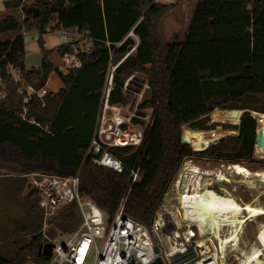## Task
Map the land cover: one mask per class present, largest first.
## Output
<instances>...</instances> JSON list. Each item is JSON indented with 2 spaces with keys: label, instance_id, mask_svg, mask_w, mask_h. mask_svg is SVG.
I'll return each mask as SVG.
<instances>
[{
  "label": "trees",
  "instance_id": "1",
  "mask_svg": "<svg viewBox=\"0 0 264 264\" xmlns=\"http://www.w3.org/2000/svg\"><path fill=\"white\" fill-rule=\"evenodd\" d=\"M23 3L8 0L3 6L19 8ZM175 6L174 1L155 0H33L34 11L22 21L12 15L1 18L0 36L14 37L0 41V167L20 176H78L79 195L90 198L108 224L122 203L124 215L150 228L184 159L264 166V158L254 157L257 126L262 127L263 120L253 116L264 115V0H198L183 39L165 42L161 21ZM23 28L37 33L36 67L26 64ZM58 29H76L82 37L46 49L44 35ZM53 51L60 58L75 53L80 65L55 67ZM3 56L35 90L45 86L53 72L60 81L55 93L47 89L42 96L30 97L26 119L15 113L21 106L20 83L13 81ZM116 63L109 101L124 103V83L137 75L147 80L151 91L139 106L153 110L143 150L112 148L125 165L121 172L86 157L106 77ZM216 109L241 111L234 125L225 126L237 134L194 151L182 141L183 126ZM137 159L139 178L131 184L130 169ZM69 205L73 210L66 220H81L76 201L60 209ZM32 239L12 258L0 256V264H47L38 247L41 239L48 240L41 232Z\"/></svg>",
  "mask_w": 264,
  "mask_h": 264
},
{
  "label": "built area",
  "instance_id": "2",
  "mask_svg": "<svg viewBox=\"0 0 264 264\" xmlns=\"http://www.w3.org/2000/svg\"><path fill=\"white\" fill-rule=\"evenodd\" d=\"M5 1L8 0H0V4L3 5ZM155 1L169 3L175 0ZM54 32L61 37L63 44L82 37L76 29H58ZM129 35L134 36L132 33ZM133 50L134 46L128 53ZM61 61L64 69L80 65L75 53H65ZM118 63L112 65L108 71L86 157L97 165L121 172L125 165L113 154L112 148L132 146L143 150L153 124V110L151 107L139 106L143 100L142 94L148 88L147 80L140 76L138 90L135 92L136 99L122 104L109 101L113 72ZM7 64L13 81L20 83L18 93L21 96V106L15 113L26 119V105L30 97L42 96L47 88L43 86L35 90L23 81L21 74L10 63ZM133 78L134 75L125 81L126 90ZM139 168L140 160L137 159L130 169L131 184L139 178ZM34 175H30L31 182L39 196L45 225L60 208L73 200L76 201L81 215V223L77 229L56 242L48 239L54 246L47 264H86L92 249L96 250L93 264H151L156 257H160L163 264H227L224 258L229 245L222 243L208 225L202 232L199 225L186 219L182 199L185 194L192 192L194 186H183L180 172L177 173L178 178L176 175L173 179L174 184H171L177 200L176 208L158 210L150 228L124 215L122 203L108 224L97 205L90 198L79 195L78 176L39 174L40 178L36 180ZM224 226L226 225H221V235H224ZM153 235L159 236L160 241L157 244ZM97 239L102 240L100 250H97ZM154 246L158 248L157 253L153 250ZM182 255L185 256L184 259L178 260Z\"/></svg>",
  "mask_w": 264,
  "mask_h": 264
},
{
  "label": "rangeland",
  "instance_id": "3",
  "mask_svg": "<svg viewBox=\"0 0 264 264\" xmlns=\"http://www.w3.org/2000/svg\"><path fill=\"white\" fill-rule=\"evenodd\" d=\"M174 2L176 3V6L167 14L162 28V33L167 41L168 39H166L165 36L167 25L173 22V20L178 21L177 32L180 36L181 31H186L191 18L192 9L196 6V0L188 2H185V0H175ZM32 4L33 0H24L23 6L8 9H4L3 5L0 4V19L5 15H12L19 21H22L26 14L34 11ZM29 33L37 35L36 32H29L24 28L21 31L23 37L24 34ZM13 37V35H1L0 41L12 39ZM31 41L30 38L26 40L27 47L24 42V48H26L28 53L26 56L27 59L25 60L27 66H30L28 60H30V62L32 61L31 58L33 59L34 55L32 57L30 56L33 52V48L36 47V45L33 46V41ZM35 56H37L35 64H38L40 61V54L37 53ZM53 58L55 67L58 66L60 69H64L61 59L56 57L55 54L53 55ZM139 81L140 79L138 76H135L131 80L127 89L128 102H132L133 99H136L135 92L138 90ZM59 87V80L56 74L52 73L48 78V88L55 93L58 91ZM231 110L232 109H216L210 115L203 117L192 124L184 125L182 138L188 140L194 151H200L221 138L237 134L236 130L225 127L226 125H234L238 121V117L231 116ZM255 116L258 121L260 119L263 120L262 127H264V115L256 113ZM209 126L212 127V129H208ZM255 153L259 155V157L254 156L256 159L264 158V152L262 149L255 150ZM236 164L245 167L250 173H253L256 170L264 171V166H260L254 162L243 161ZM230 165L232 164L207 158L189 157L183 161L179 170L181 173L180 180L183 186L187 185L189 188H192L194 186L193 181L195 177H198L196 172H199V176L203 177L201 180L204 184V188L210 190V193L219 196L227 195L233 197L240 204L250 203L264 206V182L261 178L252 174L248 177L237 175L230 168ZM194 169L197 171H194ZM220 174L226 176V179L223 181L218 180L217 177ZM30 175L31 174L20 176L15 172H11L7 167H0V256L3 258H12L15 252L25 245L26 240L30 242L33 240V235L37 236L41 232L45 239L56 242L62 236L70 234L77 229L81 223L79 217H76L71 221L66 220V215L73 210L71 205H69L63 209H59L55 214L56 218L54 220H52L53 218L48 219L45 225L44 219L41 216L42 209L39 205V196L34 193L35 188L32 185V177H30ZM176 178H178V175ZM172 185L167 191L158 209L159 211L164 209L174 210L176 208L177 200L174 198L175 193L172 191ZM244 214L245 213H242L240 217L244 218ZM263 222L264 216H256L246 220L244 222L245 224H241L238 231L239 238L237 246H233V242L229 243V249H227L224 258V261L227 264H240L242 258L244 259V254L249 252L251 247H261L257 240V236ZM39 228L41 229L38 231ZM222 230L223 234L228 233L227 225L224 226ZM153 236L157 244V242L160 241L159 236ZM41 241H44V239H41ZM96 243L97 250H100L102 240L97 239ZM233 247L236 249L234 250ZM263 254L264 249H262L258 264H264ZM95 255L96 250L92 249L86 264H93ZM25 264L34 263L32 261H27Z\"/></svg>",
  "mask_w": 264,
  "mask_h": 264
},
{
  "label": "bare ground",
  "instance_id": "4",
  "mask_svg": "<svg viewBox=\"0 0 264 264\" xmlns=\"http://www.w3.org/2000/svg\"><path fill=\"white\" fill-rule=\"evenodd\" d=\"M259 128L264 129V127ZM230 168L237 175L248 177L252 174L260 177L264 182V171L256 170L255 172L250 173L248 169L239 164H232L230 165ZM194 171L197 170L194 169ZM196 173L198 174V177L196 176L193 181L194 187L192 192H189L190 194H185L182 199L186 219L199 225L202 232L204 231V227L208 225L211 230L216 233V236L222 243H227L229 245L230 242H233L232 245L236 247L239 238L238 231L241 224L252 217L264 216V206L250 203L240 204L233 197L227 195L219 196L210 193V190L204 188V184L201 180L203 177L199 176V172ZM217 179L223 181L226 179V176L220 174ZM242 213H245L244 218L240 217ZM222 224L227 225L229 231L224 235L220 234ZM257 240L261 247H251V249H249L250 251L244 254V259L242 258L240 264H258L262 249H264V222L260 226ZM235 247H233L234 250L236 249Z\"/></svg>",
  "mask_w": 264,
  "mask_h": 264
},
{
  "label": "crops",
  "instance_id": "5",
  "mask_svg": "<svg viewBox=\"0 0 264 264\" xmlns=\"http://www.w3.org/2000/svg\"><path fill=\"white\" fill-rule=\"evenodd\" d=\"M189 1H191V0H189ZM197 1L198 0H196V3H197ZM185 2H188V1H185ZM3 8L5 9V7L3 6ZM194 8H195V6L193 7V9H192V12H191V15H192V13H193V11H194ZM1 12V11H0ZM167 16V15H166ZM166 16L165 17H163V19H162V21H161V26H160V32H161V36H162V38H163V40L165 41V42H173V41H181L182 39H183V37H184V34H185V31H181V35L179 36V34H178V32H177V27H178V24H177V22L178 21H174L173 20V22H171L169 25H167V28L165 29V36H166V39H168V41L167 40H165V38H164V34L162 33V28H163V24H164V22H165V19H166ZM164 32V31H163ZM37 35H35L34 33H29V34H24V42H25V45H26V47H27V43H26V40H28L29 38L33 41V46H35L36 45V47H34L33 48V52L31 53V56L30 57H32L33 55V59L31 58V62H30V60H28L29 62V65L30 66H34V67H36V66H38L39 65V63L38 64H35L36 63V57L37 56H35V54H37V53H39L40 54V51H39V47H38V44H37ZM31 41V42H32ZM44 41H45V48L46 49H53L54 47H56V46H58V45H60V44H63V40L61 39V37L59 36V35H57L54 31L53 32H48V33H46L45 35H44ZM32 46V47H33ZM56 55V57H59L57 54H56V52H52L51 53V55H50V59H51V61H52V63L54 64V58H53V55ZM28 55V53H27V50H26V48H25V59H27V56ZM60 58V57H59ZM6 60V58H5V56H3L2 57V60ZM61 59V58H60ZM7 61V60H6ZM40 62V61H39ZM34 63V64H33ZM54 73V72H53ZM52 74V73H51ZM50 74V75H51ZM55 74V73H54ZM59 80V79H58ZM59 85H60V81H59ZM46 88L47 89H49L48 88V80H47V83H46Z\"/></svg>",
  "mask_w": 264,
  "mask_h": 264
},
{
  "label": "water",
  "instance_id": "6",
  "mask_svg": "<svg viewBox=\"0 0 264 264\" xmlns=\"http://www.w3.org/2000/svg\"><path fill=\"white\" fill-rule=\"evenodd\" d=\"M150 89L146 88L145 91L142 94L141 99H148L150 97ZM128 100V97L125 98V102ZM231 116L232 117H240L241 111L237 110V109H232L231 111ZM256 112H253V116L256 118ZM182 141L184 143H188V140H186L185 138H182ZM206 145V144H205ZM204 145V146H205ZM206 148V147H205ZM257 149H262V151L264 152V129L263 128H259L257 126V133H256V143H255V150ZM255 157H259V155L257 153H254ZM34 178L36 180H38L40 178L39 174H35ZM36 235H33V237H35ZM53 243L51 241H47L41 245H39L38 247V255L43 256L46 260H49L51 257V252H52V248H53ZM153 250L155 253L158 252V248L157 246L153 247ZM185 256H180L178 260H182L184 259ZM151 264H163V262L161 261L160 257H156L155 261L152 262Z\"/></svg>",
  "mask_w": 264,
  "mask_h": 264
},
{
  "label": "flooded vegetation",
  "instance_id": "7",
  "mask_svg": "<svg viewBox=\"0 0 264 264\" xmlns=\"http://www.w3.org/2000/svg\"><path fill=\"white\" fill-rule=\"evenodd\" d=\"M43 243H45L44 241H41V243L39 244V245H41V244H43ZM39 256H41V255H39Z\"/></svg>",
  "mask_w": 264,
  "mask_h": 264
}]
</instances>
